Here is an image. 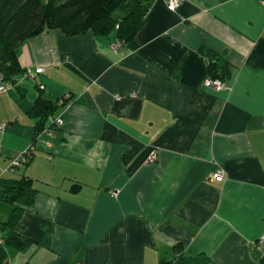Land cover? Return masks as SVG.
<instances>
[{
	"label": "crops",
	"instance_id": "0c3cea01",
	"mask_svg": "<svg viewBox=\"0 0 264 264\" xmlns=\"http://www.w3.org/2000/svg\"><path fill=\"white\" fill-rule=\"evenodd\" d=\"M115 39L49 28L17 47L43 71L0 92V190L21 175L37 190L8 264H158L177 244L186 264H264L263 0H148L136 45ZM209 62L223 88L203 85ZM37 99L54 103L42 117Z\"/></svg>",
	"mask_w": 264,
	"mask_h": 264
},
{
	"label": "trees",
	"instance_id": "16d2710c",
	"mask_svg": "<svg viewBox=\"0 0 264 264\" xmlns=\"http://www.w3.org/2000/svg\"><path fill=\"white\" fill-rule=\"evenodd\" d=\"M148 0H0V75L16 84L23 69L17 56V47L29 37L45 29L58 28L71 35L90 29L96 33L114 30L116 39L130 48L136 45L135 34L141 26ZM117 10V11H116ZM215 62L208 63L210 77L225 80V70ZM54 106L52 101L37 99L32 109L41 117ZM41 127V125H39ZM0 199L11 206L8 217L0 220V264L7 259V247L25 249L31 240L16 230L24 207L33 203L36 188L26 175L2 178ZM174 257L161 258L158 264H186L180 245L173 247Z\"/></svg>",
	"mask_w": 264,
	"mask_h": 264
},
{
	"label": "built area",
	"instance_id": "2783aa9c",
	"mask_svg": "<svg viewBox=\"0 0 264 264\" xmlns=\"http://www.w3.org/2000/svg\"><path fill=\"white\" fill-rule=\"evenodd\" d=\"M181 1L182 0H165L167 8H169L170 10H174ZM263 2H264V0H263ZM119 43H120V41L115 39V40L110 42V47L113 50H116L119 46ZM42 71H43V66H41V65L35 66L34 68L27 66L23 69L22 73L19 74V77H21V78H25V77L34 78L37 76L38 73H40ZM225 84H226V81L222 80L221 78H218V77L207 76L203 81V85L205 87H210V88H223L225 86ZM12 86H13V83L11 81L3 80L2 75H0V92L5 91L6 89L11 88ZM129 95L133 96V95H135V93L130 92ZM114 97L116 99H119V98H121V94L118 92H115ZM69 98H70V94L66 93V94L62 95V97L59 98V101L63 102ZM50 119H51V121H50L51 124H50L49 128H44L43 130H41V132H46V133L50 134L52 126L60 125L63 123V118L61 117V115L50 117ZM4 126H5V123H0V130L3 129ZM31 155H32V147H27V148L23 149L21 152H19L18 154H16L15 156H13L10 159L6 168L7 169H13L16 166L26 164V162L28 161V159L30 158ZM156 157H157L156 150H151L147 156V161L152 162L156 159ZM1 171L2 170H0V172ZM223 173H224L223 167L219 163H217L214 171L211 174V176L213 179L221 180L223 178ZM109 192H110V194L115 195L117 191L111 189V190H109ZM1 241H2V237L0 236V242ZM257 241H258V247L261 249L264 248V234H262L258 238Z\"/></svg>",
	"mask_w": 264,
	"mask_h": 264
},
{
	"label": "water",
	"instance_id": "95a60500",
	"mask_svg": "<svg viewBox=\"0 0 264 264\" xmlns=\"http://www.w3.org/2000/svg\"><path fill=\"white\" fill-rule=\"evenodd\" d=\"M3 264H8L7 260Z\"/></svg>",
	"mask_w": 264,
	"mask_h": 264
},
{
	"label": "rangeland",
	"instance_id": "374dc122",
	"mask_svg": "<svg viewBox=\"0 0 264 264\" xmlns=\"http://www.w3.org/2000/svg\"><path fill=\"white\" fill-rule=\"evenodd\" d=\"M117 11V10H116ZM0 202H2L1 200H0Z\"/></svg>",
	"mask_w": 264,
	"mask_h": 264
}]
</instances>
